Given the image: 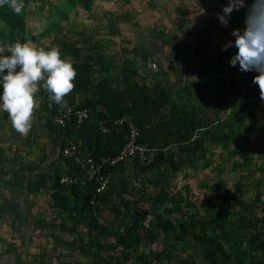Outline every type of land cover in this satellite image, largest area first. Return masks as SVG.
Instances as JSON below:
<instances>
[{"label":"rangeland","instance_id":"1","mask_svg":"<svg viewBox=\"0 0 264 264\" xmlns=\"http://www.w3.org/2000/svg\"><path fill=\"white\" fill-rule=\"evenodd\" d=\"M226 3L227 0H91L84 8L74 0H33L26 5L24 25L15 37L9 36L8 27L0 19V48L20 41L47 49L58 47L60 39H65L80 48L78 59L92 55V67L99 72H92V82L104 74L115 83L121 64L135 66L136 80L163 83L176 103H189L197 109L204 126L218 125L212 133L227 136L221 142H209L196 131L200 149L190 151L184 145H171L169 150L174 155L181 151L185 165L166 179L161 172H135L132 160H128L123 175L134 185L133 194L115 197L128 199L130 208L146 209L149 216L160 214L170 203L168 199L184 197L194 205L186 212L195 209L203 215L208 211L207 202L225 209L226 202L240 200L247 203L251 215L258 216L255 198L264 194V184L260 182L264 176V101L252 82L257 73L239 71V65L230 66L234 47L222 50L227 41L235 39L230 35L232 29L243 28L244 20L243 10L233 11L229 26L224 27L216 14ZM194 33L208 36V76L192 55ZM101 60L109 61L99 69L96 63ZM229 75L245 94L241 122L231 118L238 107L237 97L226 94L222 87L223 79ZM46 94L43 90L36 94L40 107L26 136L17 133L7 113L0 111V264H92V257L77 249L85 236L61 227L65 218L51 207L50 192L23 194L29 175L38 170L52 173L61 164L58 144L49 140L44 128L41 103L50 102ZM89 94L77 93L65 99L76 104ZM161 187L167 192L166 199L153 202ZM217 194L223 195V202L220 198L218 201ZM241 208H230L233 213L230 216L224 212L225 218L237 222ZM122 213L121 206L117 214L102 207L97 218L109 229L122 230L129 225V217ZM257 231L261 232V226ZM138 233L146 235L144 228ZM147 238L142 236L130 251L132 255L127 256L118 252L119 246L112 250L108 246L111 239L105 238L103 252L121 256L119 264H159L153 260L156 253L163 252L165 236ZM244 242L241 238V247ZM187 251L183 255L189 256Z\"/></svg>","mask_w":264,"mask_h":264},{"label":"trees","instance_id":"2","mask_svg":"<svg viewBox=\"0 0 264 264\" xmlns=\"http://www.w3.org/2000/svg\"><path fill=\"white\" fill-rule=\"evenodd\" d=\"M29 1L33 0H24L25 8L20 15L14 14L6 6L0 8V19L8 27L10 37H15L21 32L24 25L23 16ZM74 1L84 8H88L91 2V0ZM193 37L195 41L192 45V55L198 60L204 74L208 76V36L194 33ZM58 48L62 58L71 57L77 72L75 89L70 95L90 93L76 104H73L71 99H67V104L75 108H86L87 117L76 123L71 116L61 125L53 121L54 109L58 105L52 101L41 103L46 136L53 143L58 144L61 164L59 168H54L52 173L38 170L33 175H29L24 184L23 194L27 196L43 190L50 192L51 207L65 218L61 227L68 232L76 231L85 236L79 240L77 249L82 254L91 256L92 264H119L120 258L122 259L121 256L103 252L102 241L105 238L111 239L112 242L109 241L108 246L112 250L119 246L118 252L127 256L132 255L130 251L138 245L142 236L153 240L160 234L165 236L166 245L163 252L155 254L156 258L153 261L159 264L175 262L177 264H262L261 252L264 249V240L262 233L257 231V227L263 226L264 222V197L261 195L255 198L256 207H260L262 211L260 216L251 215L247 203L240 200L226 202L225 209H220L217 203L207 202L205 206L208 211L203 215H198L195 209L186 212L185 209L194 208V205L184 197L168 199L170 203L165 205L163 213H152L149 216V211L146 209H132L129 207L128 199L115 197L120 193L133 194L134 185L130 184L123 175L128 160H132L133 171L161 172L166 179L185 165V159L180 158L181 151L178 150L174 155L169 147L184 145L185 150L200 149L198 136L194 134L196 131H200L202 136L205 135L209 142H221L227 136L212 133L216 131L213 129L218 125L204 126L197 109L189 103H176L170 98L163 83L147 84L136 80L138 71L135 66L121 64L115 83H111L109 77L104 74H99V79L92 82V72L99 73L92 67V55L78 59L80 48L65 39H60ZM108 61L101 60L96 64L99 69L105 68ZM222 87L226 94L237 97L238 107L231 118L235 122L243 121L244 115L240 110L245 105L246 99L244 92L238 88V82L229 75L223 79ZM122 116H126L135 124L138 129V141L153 147L155 155L152 161L145 165L139 163L136 158L104 165L102 171L107 172L110 177L108 175L104 188L96 191V181L87 179L84 169L72 158H63L60 149L68 140H72L80 143V155L89 154L95 161L113 157L124 142L125 124L114 123V120ZM98 122H101L104 131L98 129ZM61 173H66L72 181L60 182ZM166 197L167 192L161 187L152 200L161 201ZM217 197L218 201L219 198L221 202L224 201L223 195L217 194ZM120 206L123 208L121 216L129 217V225L124 226L122 230L109 229L98 221L97 214L102 207L111 214H117ZM234 206L243 207L238 212L240 216L237 222L227 220L224 216V212L231 216L233 212L230 208ZM246 209L248 212L245 214ZM226 223L229 225L226 226ZM141 228H144L146 235H139L138 230ZM241 238L246 242L243 247H241ZM232 246L233 249L230 248ZM193 249L195 253H192ZM186 250L189 256L183 255Z\"/></svg>","mask_w":264,"mask_h":264},{"label":"clouds","instance_id":"3","mask_svg":"<svg viewBox=\"0 0 264 264\" xmlns=\"http://www.w3.org/2000/svg\"><path fill=\"white\" fill-rule=\"evenodd\" d=\"M5 6L20 15L25 3L0 0V8ZM240 10L244 11L243 28L232 29L230 35L235 39L227 41L222 50L234 47L230 66L239 65V71L257 73L252 82L264 101V0H227L217 19L228 27L233 11ZM76 76L71 57L62 58L56 46L46 49L16 41L0 48V111L7 113L17 133L26 136L40 107L36 94L43 90L50 101L66 107L65 98L74 91Z\"/></svg>","mask_w":264,"mask_h":264},{"label":"built area","instance_id":"4","mask_svg":"<svg viewBox=\"0 0 264 264\" xmlns=\"http://www.w3.org/2000/svg\"><path fill=\"white\" fill-rule=\"evenodd\" d=\"M73 116L76 123L87 117L86 108H75L69 104L66 107L61 108L57 106L54 109L53 121L58 124H64L65 121ZM115 124H125L124 142L118 149L117 153L113 157L100 158L99 161H95L89 154L80 155L78 141L68 140L67 143L60 149V153L63 158H72L76 164L84 169V174L87 179L96 181L97 185L95 190L101 191L108 179V173L103 172L104 165H113L118 161H125L130 158H136V160L142 165L148 164L152 161L155 155V149L149 147L145 143L139 142L138 129L134 123L131 122L126 116H122L114 120ZM98 129L104 131L105 128L101 122H98ZM59 181L63 183H70V178L66 173L59 175ZM261 233L264 240V226L261 228ZM262 264H264V249L261 252Z\"/></svg>","mask_w":264,"mask_h":264},{"label":"crops","instance_id":"5","mask_svg":"<svg viewBox=\"0 0 264 264\" xmlns=\"http://www.w3.org/2000/svg\"><path fill=\"white\" fill-rule=\"evenodd\" d=\"M260 182H262L263 184H264V176L262 175V178H261V180H260ZM261 197H264V194L263 195H261ZM259 209V211H258V216H260L261 214H262V211L260 210V207L258 208ZM263 224V226H264V222L262 223ZM262 226V225H261ZM262 226V227H263ZM261 227V228H262Z\"/></svg>","mask_w":264,"mask_h":264}]
</instances>
